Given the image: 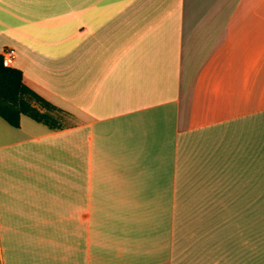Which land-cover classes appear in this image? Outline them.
I'll use <instances>...</instances> for the list:
<instances>
[{"label":"crops","instance_id":"obj_1","mask_svg":"<svg viewBox=\"0 0 264 264\" xmlns=\"http://www.w3.org/2000/svg\"><path fill=\"white\" fill-rule=\"evenodd\" d=\"M5 47L53 118L0 115V264H264V0H0Z\"/></svg>","mask_w":264,"mask_h":264},{"label":"trees","instance_id":"obj_2","mask_svg":"<svg viewBox=\"0 0 264 264\" xmlns=\"http://www.w3.org/2000/svg\"><path fill=\"white\" fill-rule=\"evenodd\" d=\"M23 93L34 100L40 99L34 91L21 82L20 71L18 69L2 64L0 55V115L12 124H15V121H12L10 118L13 116L11 115L13 111L23 112L37 120L50 122L53 118L50 110L39 112L34 106H31L29 102L23 99ZM47 106L51 108L50 105Z\"/></svg>","mask_w":264,"mask_h":264},{"label":"built area","instance_id":"obj_3","mask_svg":"<svg viewBox=\"0 0 264 264\" xmlns=\"http://www.w3.org/2000/svg\"><path fill=\"white\" fill-rule=\"evenodd\" d=\"M14 56V51L10 47H5L1 53V62L3 65L9 66Z\"/></svg>","mask_w":264,"mask_h":264},{"label":"rangeland","instance_id":"obj_4","mask_svg":"<svg viewBox=\"0 0 264 264\" xmlns=\"http://www.w3.org/2000/svg\"><path fill=\"white\" fill-rule=\"evenodd\" d=\"M26 96H28V95H26Z\"/></svg>","mask_w":264,"mask_h":264}]
</instances>
